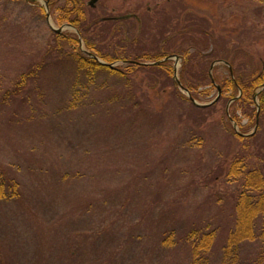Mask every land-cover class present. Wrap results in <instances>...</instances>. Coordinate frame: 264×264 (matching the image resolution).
Masks as SVG:
<instances>
[{
	"label": "rangeland",
	"instance_id": "1",
	"mask_svg": "<svg viewBox=\"0 0 264 264\" xmlns=\"http://www.w3.org/2000/svg\"><path fill=\"white\" fill-rule=\"evenodd\" d=\"M88 2H81L86 19L93 14L116 20L106 25L110 31L98 33L96 25L85 31V37L119 58L162 52L160 60H168L178 78L186 60L189 78L201 69L219 78L228 76L232 66L221 57L240 52L248 56L250 67L264 68V0H96L91 8ZM57 9L44 0H0V164L14 172L22 196L21 201L7 193L0 198V264H95L105 258L110 264L187 263L184 248L157 249L152 246L154 236L141 235L140 243L122 241L120 246L113 239L115 231L105 234L113 243L104 245L102 235L95 238L94 230L109 220L104 207L118 198L128 199L124 212H135L139 224L158 218L162 228L179 233L193 227L214 229L207 264H264L261 217L252 238L226 248L235 228L238 192L243 189L241 174H230L233 162L238 160L241 167L247 161L252 169L263 164L254 154L264 152V118L257 120L253 133L255 123L247 113L254 104L244 110L230 102L227 109V94L205 110L203 121L192 123L185 115L187 99L171 92L174 81L186 95L172 75L158 80L164 91L152 98L156 120L130 125L119 118L107 130L105 118H113L105 111L107 102L87 93L83 105L64 106L74 87L85 82L68 60L31 84L22 81L16 95L1 101L30 63L58 43L50 24L61 28L59 33L81 36L76 27L56 19ZM203 21L213 37L222 38L218 41L225 50L200 64L194 57L188 59L192 49L179 33ZM62 44V50L69 52L71 46ZM80 46L85 48L84 41ZM115 64L124 68L121 59L116 58ZM103 76L96 82L100 97L108 96V87L101 86ZM146 83L147 78L141 90L153 94ZM206 88L202 84L196 90L199 103L210 102L217 93L216 88ZM259 90L264 93V85ZM237 132L252 137H239ZM262 185L251 198L264 194ZM133 254L139 255L137 260L132 261Z\"/></svg>",
	"mask_w": 264,
	"mask_h": 264
},
{
	"label": "trees",
	"instance_id": "2",
	"mask_svg": "<svg viewBox=\"0 0 264 264\" xmlns=\"http://www.w3.org/2000/svg\"><path fill=\"white\" fill-rule=\"evenodd\" d=\"M3 1L13 2L14 0ZM47 1L48 6L52 8L54 6L58 7V17L56 19L60 21V23H69L76 27V29L80 32L86 50L100 56L109 63L113 62L116 58L123 61L127 60L128 62L123 64L124 68H121V66L109 67L108 65L101 64L81 49L77 33L54 32L56 34L55 37L58 38V43L46 47L41 57L30 63V67L23 72L19 80L15 82L14 88H11V90L2 95L1 101H4L7 96L11 97V94L16 95V91L18 90L17 87H20L22 81L31 84V81L37 80L38 76L41 73H44L47 69L60 64L62 60H68L72 63L75 72L84 77L83 79L85 82L83 81L78 87H74L68 103H65L64 106L72 109L74 107L76 108L78 105H83L86 101L87 93H90L93 100H97L101 103L107 102L108 105L107 108H105V111H107L109 115L113 116V118H105L108 122L107 130H110L111 126L115 123V120H118L119 118H125L126 121L130 122V125L137 122H150L152 120H156L158 112H155V107L151 103L152 98L153 95L158 97V93L164 91L162 87L157 85L159 84L158 80L164 77L171 79V76L173 75L172 69L168 64L169 61L166 59L160 60L164 54L162 52H157V54L153 56L142 55L141 57L135 56L134 58H119L117 57L118 55H112L106 52L102 46L89 42L84 34L85 31L95 29L98 26H100L98 33L105 32L106 30L110 31V29H108L109 25L114 23L113 21L115 20L111 15V17H95L91 14L89 19H86V15L88 14L84 11V9H82V0H80V2L79 0H63V2H61L62 0ZM101 23L105 24V26ZM107 24L109 25L106 26ZM207 26L208 24L203 21L198 23L196 26L191 27L188 31L179 33L181 37H185L183 42H187L188 45H190L189 47L192 49V53L189 54V56L186 55L188 59L189 57L190 59L194 57L198 59L197 62L200 64L207 63L211 58H215L216 51L218 52L221 50L223 53L225 50L223 42L218 41L222 40V38L213 37V35L209 33ZM100 36V40H102V37H105L103 34ZM64 42L71 46L69 52L63 51L62 47L59 46L62 43L64 44ZM60 54L61 56L59 57ZM233 57H221V59L225 58L230 63L233 70L232 72L229 71L228 76L222 78L216 77L212 73L214 82L206 69H201L200 73L193 78H189V76L185 75V68L187 67V60L185 59L186 64L183 65V72H180L179 79L181 84L189 90L191 96L195 99L198 97L196 90L200 85L205 84L207 85V88H216V86L219 85L221 94L218 100L222 96L228 94L227 98L231 99L235 97L232 103L241 105L244 110L248 109L249 104L250 107L254 104L255 108L253 109L251 107V111L247 112L249 113L248 116L250 119H253L252 122L254 124L256 119L260 120L261 118H264V93L259 90V88L264 85V68L260 70L257 64H253L250 67V64L248 65L250 59L248 60V56L242 52ZM140 59L144 60L141 61ZM146 60H152V62L145 63L144 61ZM143 70L145 71V74L140 75ZM100 75H104L103 78H105L106 75L105 79L99 81L101 82V86L106 85L105 88L108 87V96H106L107 94H102L101 97L97 95L96 90L99 86L96 85V82ZM146 78L149 79V83L144 85L148 91H152L153 94L146 91L143 92L141 90V82ZM105 80L108 81V85ZM172 83V94L182 98L183 100L187 99L186 101L188 106H186L187 110H185V115L188 116V121L196 124L203 121L204 118L202 114L206 112L205 110H207L210 105L212 106L213 103L207 106L195 105L186 95L177 90L174 81H172ZM110 88L114 90L109 95ZM239 91L240 95H238ZM255 97L259 104V112H257L256 109L257 105L255 103L257 102L255 101ZM113 104L115 106H113ZM238 136L243 138L247 137L239 134ZM250 137H252V134ZM254 156L258 159V161L261 160L263 162L262 168L260 166L253 167L254 169L247 168V161L239 167L240 165L238 160H236L233 162L232 169H230V174L232 176H234V174H241V177L243 178V189L238 192L236 203L237 218L234 230L230 231L228 234L227 249L240 240L253 237L254 228L259 221L257 219L258 217H261L263 220V224L259 232L264 235V194L261 195V193H258V196L255 198L250 197L251 192H253V190L260 189L264 183V152L263 154L255 153ZM242 167H246V169L241 171L240 169ZM19 184L20 183L14 172L8 166L0 164V198L5 195L4 193H7L9 196L8 198H15L18 201H21L22 196ZM248 191H250V193ZM115 193L118 194L119 192L117 191ZM127 203L128 199L125 200V198H118L117 200L113 199L110 207H104V211L107 213L109 220L107 224H104L98 230H94L95 238L102 235L104 245L113 243L112 241L109 242L112 237H110L107 241L105 235L112 231L117 233L113 236V239L117 242V245L119 244V246L122 241H124V244H135L136 242L140 243V241H142L141 235H143L146 239L150 236H154L156 241L153 242L152 246L157 249H174L177 247L184 248L188 257L186 264L208 263L211 246L215 236L214 229L193 227L186 230L184 233H179L173 229H168V226L162 228L159 224L160 219L158 218L153 220L151 223L145 222L144 224H139V220H137V214L135 212H124ZM241 207L243 209L245 208L244 210L246 213H244L245 211ZM113 215H115V217H111ZM138 228L143 229L144 233H137L136 229ZM159 230L161 231L159 232ZM142 251L143 249L141 246L138 248L137 252L141 254ZM146 256L150 257L148 255ZM138 257L139 255L133 254L132 261H134V258L137 260ZM95 264H110V261L105 258L100 259V261Z\"/></svg>",
	"mask_w": 264,
	"mask_h": 264
},
{
	"label": "water",
	"instance_id": "3",
	"mask_svg": "<svg viewBox=\"0 0 264 264\" xmlns=\"http://www.w3.org/2000/svg\"><path fill=\"white\" fill-rule=\"evenodd\" d=\"M95 1L96 0H89V5L90 6H94V3H95ZM44 3L47 5V1L46 0H44ZM46 14H47V17H48V15H49V11L47 10L46 11ZM50 24V23H49ZM50 27H51V29L54 31V32H57V33H59L60 31H61V28H55V27H53L51 24H50ZM79 40H80V42H82V40H81V38L79 37ZM92 57H94L99 63H101V64H104V65H108L109 67H114V64L113 63H107V62H105V61H103V60H101L99 57H97L96 55H94V54H92V53H89ZM174 56V55H173ZM175 57H177L176 55H175ZM166 58H170V56H167ZM212 67V66H211ZM209 75H210V77H211V79L213 80V77H212V73L211 72H209ZM173 76H174V80L176 81V83H177V85L181 88V89H183L185 92H186V95H187V97L195 104V105H198V106H207V105H210L211 103H213L214 101H216L217 99H218V97H219V95H220V86L219 85H217L216 87H217V95L215 96V98L213 99V100H211L210 102H208V103H199L198 101H196V99L195 98H193L192 96H191V94H190V92H189V90L187 89V88H185L182 84H181V82H180V79L177 77V75H176V70H174V72H173ZM213 82H214V80H213ZM228 105H229V103L227 104V109H228ZM257 123H258V121H257V119H256V122H255V126H254V130H253V132L255 131V128H256V126H257ZM239 134H241V135H243L242 133H239ZM250 133H247V134H245V135H249Z\"/></svg>",
	"mask_w": 264,
	"mask_h": 264
}]
</instances>
